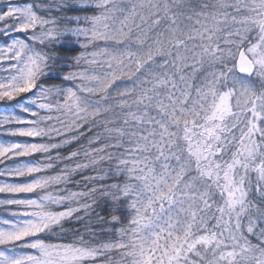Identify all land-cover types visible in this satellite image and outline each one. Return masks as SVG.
Listing matches in <instances>:
<instances>
[{"label": "snow or ice", "instance_id": "snow-or-ice-1", "mask_svg": "<svg viewBox=\"0 0 264 264\" xmlns=\"http://www.w3.org/2000/svg\"><path fill=\"white\" fill-rule=\"evenodd\" d=\"M0 264H264V0H0Z\"/></svg>", "mask_w": 264, "mask_h": 264}, {"label": "trees", "instance_id": "trees-1", "mask_svg": "<svg viewBox=\"0 0 264 264\" xmlns=\"http://www.w3.org/2000/svg\"><path fill=\"white\" fill-rule=\"evenodd\" d=\"M103 214V213H102Z\"/></svg>", "mask_w": 264, "mask_h": 264}]
</instances>
